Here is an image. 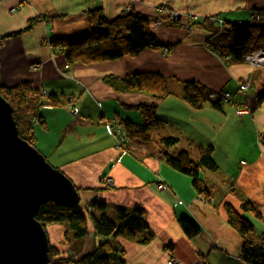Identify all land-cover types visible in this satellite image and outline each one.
<instances>
[{"label": "crops", "instance_id": "crops-1", "mask_svg": "<svg viewBox=\"0 0 264 264\" xmlns=\"http://www.w3.org/2000/svg\"><path fill=\"white\" fill-rule=\"evenodd\" d=\"M128 7L149 21V30L162 48L93 65H68L47 44L98 31L89 22L91 11L100 9L112 20ZM157 7L192 14L199 20L191 22L192 30L168 22L155 27ZM255 10L260 13H255L254 22L264 26V0H0V37L18 33L0 40V86L29 83L61 101V106L40 109L44 126L34 124L35 149L79 189L87 235L78 246L70 241L75 258L103 242L93 233V219L100 215L89 208L94 201L106 205L105 214L112 221L118 208L145 211L151 242L137 245L116 240L125 251L126 264H169L171 260L176 264H247L240 258L244 240L228 224L225 204L241 213V204L251 203L256 212H242L254 226L248 239L264 242V103L256 104V96L264 92V67L253 69L241 62L223 66L208 45L226 46L230 38L225 32L218 34L216 26L201 22L217 15L226 24L248 23ZM33 20L37 22L25 31ZM145 73L163 76L168 93L154 98L120 89L126 76ZM246 79L252 80V86L242 94L239 83ZM189 82L211 92L229 93L231 99L220 111L208 103L192 107L183 99L184 84ZM69 102L76 116L69 114ZM235 104L247 106L250 112L236 115ZM137 105L155 106L157 117L165 123L150 133L152 141H130L129 151L123 153L105 124L122 119L141 123L138 112L127 108ZM207 122L211 130L204 127ZM164 137L178 139L177 147L190 157L185 148L188 142L194 147L199 144L201 150L194 148L197 156L192 160L207 147L216 164L223 165L224 157L231 167L226 177L230 187L212 193L214 184L202 170L200 176L211 194L201 201L191 179L163 160L162 154L171 156L174 149L164 150L154 142ZM104 178L112 186L105 188ZM161 183L168 188L158 190ZM180 218L195 223L199 234L188 238L178 223ZM46 231L52 245L65 249L63 227L48 226Z\"/></svg>", "mask_w": 264, "mask_h": 264}, {"label": "trees", "instance_id": "trees-1", "mask_svg": "<svg viewBox=\"0 0 264 264\" xmlns=\"http://www.w3.org/2000/svg\"><path fill=\"white\" fill-rule=\"evenodd\" d=\"M255 13L259 14L260 11L255 10ZM36 22L37 20L30 21L25 31L29 30ZM89 22L94 27H106L108 32L93 31L74 40H50L47 44L53 55L59 53L68 65H93L123 57H136L147 49L162 48L149 30V21L137 12L121 13L116 18L107 20L102 11L96 9L89 13ZM167 22L179 26L176 22ZM223 32L229 36L230 43L221 47H213L209 43L208 47L221 58L232 57V63H238L246 55L264 48V26L255 22L227 24ZM17 34L2 37L1 40ZM119 87L122 91L143 92L154 98H160L168 93L167 80L157 73L128 75L120 81ZM224 93L211 92L200 85L189 82L184 84L183 99L195 108L201 107L200 104L202 103H208L211 108L220 111L226 102L223 100ZM0 95L12 107L13 119L19 137L35 148L34 124L38 123L44 126L40 109L44 106H61V101L55 95L46 94L29 83L12 87L0 86ZM263 103L264 92L256 96L257 106ZM127 108L138 112L142 122L136 123L129 119L119 121L128 137L126 153L129 151L128 144L130 141L139 140L145 143L152 141L150 133L165 123L157 117L155 106L137 105ZM154 142L162 149L167 150L175 148L178 139L164 137ZM162 158L171 169L191 179V184L197 194L203 198L210 196V188L200 176L202 170L209 172L218 170L210 149L202 151L197 160H192L185 150H181L175 157L164 153ZM76 190L79 192V189L76 188ZM89 208L96 209L100 213L98 218L93 219V233L95 236L101 237L103 242L90 253L75 258L72 255L70 241L82 239L87 235L85 212L79 205L69 206L63 203L47 202L40 206L36 220L45 231L48 226L63 227L64 229L62 245L65 249L63 250L52 245L46 231L50 264H126L125 251L117 246V239H125L137 245H147L153 239L146 222L145 211L139 207L130 211L121 208L116 209L115 221L106 216L104 203L94 201L89 204ZM240 208L241 213L235 211L230 204L224 206L228 224L244 240L240 258L247 264H264V242L257 244L248 239V235L254 231V226L242 215V212L255 213V207L246 202L242 203ZM178 223L188 238H193L199 234L198 226L192 221L180 218Z\"/></svg>", "mask_w": 264, "mask_h": 264}, {"label": "water", "instance_id": "water-1", "mask_svg": "<svg viewBox=\"0 0 264 264\" xmlns=\"http://www.w3.org/2000/svg\"><path fill=\"white\" fill-rule=\"evenodd\" d=\"M47 202L76 206L80 198L73 183L19 137L12 107L0 95V264H50L47 234L36 220Z\"/></svg>", "mask_w": 264, "mask_h": 264}, {"label": "built area", "instance_id": "built-area-1", "mask_svg": "<svg viewBox=\"0 0 264 264\" xmlns=\"http://www.w3.org/2000/svg\"><path fill=\"white\" fill-rule=\"evenodd\" d=\"M156 13L158 14V17L152 22L153 26L155 27H161L163 26L165 21H170V22H176L179 24V26L181 27H186L188 30H192L193 24L191 22L194 21H198L199 18L192 15V14H181L178 12H175L167 7H157L156 9ZM131 12L130 8H126L123 10V13L128 14ZM255 17V16H253ZM252 21L254 20L253 18L251 19ZM202 21L211 23L213 25H215L218 29V32H223L226 29V23L224 22V20L222 18H220L217 15H213V16H209L205 19H203ZM251 21V22H252ZM48 42V41H47ZM208 50L211 51L215 56H218L211 48L208 47ZM263 54L264 55V49H260L258 51L252 52L249 55L245 56L244 60H247L250 65L254 64L255 62V58L259 55V54ZM264 59V56L262 57ZM222 62L221 64L224 66L229 65L230 63H232L233 59L230 56H226L221 58ZM252 86V80L251 79H246L244 81H242L241 83H239V91L242 94H245ZM231 99V95L228 93H224L223 94V100L224 101H229ZM237 108H240L238 110L240 115L249 113V108L243 104H238ZM68 111L70 114H73V116L77 115V111L76 109L73 108L72 102H69V106H68ZM106 128L109 132V134L112 136L115 146L117 149L121 150L123 153H126V143L128 141V137L127 134L125 133V131L123 130V128L120 126L119 121H112V122H107L106 124ZM103 185L105 188H109L110 186H112V181L109 178H104L103 179ZM168 188V186L165 183H161L158 185V190H166ZM200 199H204L202 196L199 195ZM201 200V201H202ZM169 264H176V261L171 260L169 261Z\"/></svg>", "mask_w": 264, "mask_h": 264}, {"label": "rangeland", "instance_id": "rangeland-1", "mask_svg": "<svg viewBox=\"0 0 264 264\" xmlns=\"http://www.w3.org/2000/svg\"><path fill=\"white\" fill-rule=\"evenodd\" d=\"M129 8V7H128ZM13 11V10H12ZM97 29H98V31L97 32H99V33H107L108 32V29L106 28V27H97ZM221 33V31L219 32V34ZM224 35H226L227 36V33L225 32L224 33ZM249 55V54H248ZM247 56V55H246ZM218 59H219V61H221L222 62V60H221V56H216ZM246 63V62H245ZM246 64H249V63H246ZM250 65V64H249ZM225 66V65H224ZM226 67V66H225ZM230 101V100H229ZM226 102H228V101H226ZM238 104H235V106H237ZM240 108H237V107H235V113H236V115H239V116H242V115H240L239 114V112H238V110H239ZM70 114V113H69ZM247 114V113H246ZM71 115H73V114H71ZM244 115V114H243ZM204 127H206L207 129H209V130H211V127L209 126V123L207 122L206 123V125L204 126ZM197 139V138H196ZM198 140V139H197ZM198 141H200V140H198ZM201 141H203V142H206L207 140H205V139H203V140H201ZM200 141V142H201ZM202 143V142H201ZM205 146H209V145H205ZM185 148H187L188 150H189V152H191L190 154H192V156H193V158H195L197 155H195L196 153H194L195 152V149H197L198 151L199 150H201L200 149V146H199V144H197L195 147L194 146H192L189 142H188V145L185 147ZM195 148V149H194ZM202 148H204L203 146H202ZM207 149H210V147H207ZM211 150V149H210ZM181 151V149H179V146L177 147H175L173 150H171V152L169 153L172 157H175L179 152ZM218 152H220L223 156L225 155L224 153H222V151H220V150H217ZM193 152V153H192ZM211 154H212V152H211ZM191 156V157H192ZM220 162H222V164L223 165H221V163H220V165L219 164H217L219 167H218V172L217 173H211V172H208L207 170H205V173H206V175H208L209 176V178H211V180H212V182H213V184H214V188L212 189V193H216V192H218V193H220V189H226V188H228V187H230V181H229V179H227L226 177H228V176H230V170H231V167L228 165V162H227V160L223 157L222 159H221V161ZM202 200V199H201ZM202 201H204V199L202 200ZM79 207H81L80 206V203H79ZM83 240L82 239H78V240H75V239H72V244L73 245H75V246H78V245H80V244H78V243H80V242H82ZM90 251H86L85 253H89Z\"/></svg>", "mask_w": 264, "mask_h": 264}, {"label": "bare ground", "instance_id": "bare-ground-1", "mask_svg": "<svg viewBox=\"0 0 264 264\" xmlns=\"http://www.w3.org/2000/svg\"><path fill=\"white\" fill-rule=\"evenodd\" d=\"M254 19L253 21L251 19ZM251 19L250 21L254 22L257 17H253L251 16ZM262 49V48H261ZM264 49V48H263ZM258 51V50H257ZM264 55L263 54H259L254 60V64H251L250 66L253 67V69H258V68H263L264 67V59L262 58ZM245 58V57H244ZM244 58L240 61L241 63H245V62H248L247 60H244Z\"/></svg>", "mask_w": 264, "mask_h": 264}]
</instances>
